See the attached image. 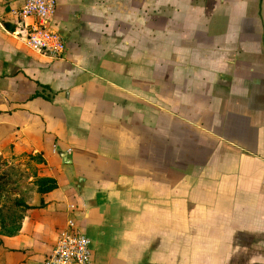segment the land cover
Returning <instances> with one entry per match:
<instances>
[{"label":"crops","instance_id":"0c3cea01","mask_svg":"<svg viewBox=\"0 0 264 264\" xmlns=\"http://www.w3.org/2000/svg\"><path fill=\"white\" fill-rule=\"evenodd\" d=\"M20 3L0 162L56 187L0 209V264H41L66 218L91 264H264V0H55L61 58L26 45Z\"/></svg>","mask_w":264,"mask_h":264},{"label":"built area","instance_id":"2783aa9c","mask_svg":"<svg viewBox=\"0 0 264 264\" xmlns=\"http://www.w3.org/2000/svg\"><path fill=\"white\" fill-rule=\"evenodd\" d=\"M54 10L55 0H21L19 6L10 9V13L20 23L30 20L24 24V41L28 47L52 58H61L65 51L64 41L59 33L48 28ZM90 244L89 237L71 218H66L41 264H91Z\"/></svg>","mask_w":264,"mask_h":264},{"label":"rangeland","instance_id":"374dc122","mask_svg":"<svg viewBox=\"0 0 264 264\" xmlns=\"http://www.w3.org/2000/svg\"><path fill=\"white\" fill-rule=\"evenodd\" d=\"M15 160L16 162L14 164ZM8 162H0L1 210H5L6 203L12 201L13 192L19 189L22 190V187H26L25 191L30 193L33 191V186L35 185L34 178L28 180V176L35 174L34 159L25 155H19L12 157Z\"/></svg>","mask_w":264,"mask_h":264},{"label":"trees","instance_id":"16d2710c","mask_svg":"<svg viewBox=\"0 0 264 264\" xmlns=\"http://www.w3.org/2000/svg\"><path fill=\"white\" fill-rule=\"evenodd\" d=\"M36 191L38 193L48 192L56 187L55 181L49 177H39L34 179Z\"/></svg>","mask_w":264,"mask_h":264}]
</instances>
